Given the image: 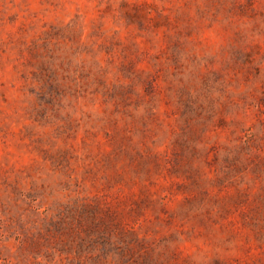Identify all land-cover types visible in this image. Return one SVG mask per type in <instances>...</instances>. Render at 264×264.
<instances>
[{
  "label": "rangeland",
  "instance_id": "rangeland-1",
  "mask_svg": "<svg viewBox=\"0 0 264 264\" xmlns=\"http://www.w3.org/2000/svg\"><path fill=\"white\" fill-rule=\"evenodd\" d=\"M0 264H264V0H0Z\"/></svg>",
  "mask_w": 264,
  "mask_h": 264
}]
</instances>
